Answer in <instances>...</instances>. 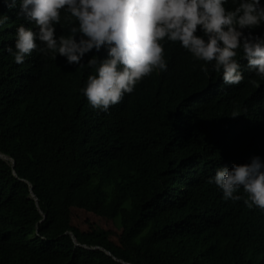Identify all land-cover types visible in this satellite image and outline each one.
<instances>
[{"label": "trees", "instance_id": "obj_1", "mask_svg": "<svg viewBox=\"0 0 264 264\" xmlns=\"http://www.w3.org/2000/svg\"><path fill=\"white\" fill-rule=\"evenodd\" d=\"M18 11L0 0V264H264V211L207 182L264 141L249 79L223 87L165 41L167 70L103 112L82 92L92 53L69 65L34 50L18 64L5 51L21 24L35 29ZM77 210L113 219L117 240L73 225Z\"/></svg>", "mask_w": 264, "mask_h": 264}, {"label": "clouds", "instance_id": "obj_2", "mask_svg": "<svg viewBox=\"0 0 264 264\" xmlns=\"http://www.w3.org/2000/svg\"><path fill=\"white\" fill-rule=\"evenodd\" d=\"M6 2L9 8L17 5V0ZM233 3L235 7L227 0H19L17 15L35 29L21 24L14 48L5 51L18 64L34 50L63 57L69 65L81 64L92 53L87 64L95 74L88 75L82 92L94 109L107 112L144 77L167 70L170 57L163 43L170 41L200 64H212L223 87L238 86L247 77L253 106L263 109L264 34L252 29L264 26V0ZM62 12L74 23L69 35L57 37ZM6 20L0 17V27ZM102 49L106 54L100 57ZM238 162L219 167L207 182L222 191L223 199L243 200L264 211V141ZM241 189L246 197L238 194Z\"/></svg>", "mask_w": 264, "mask_h": 264}, {"label": "rangeland", "instance_id": "obj_3", "mask_svg": "<svg viewBox=\"0 0 264 264\" xmlns=\"http://www.w3.org/2000/svg\"><path fill=\"white\" fill-rule=\"evenodd\" d=\"M72 224L81 229H91L94 226L103 227L114 233L110 236L113 241L117 240L116 234L119 232V228L113 219H106L92 212L77 210L72 212Z\"/></svg>", "mask_w": 264, "mask_h": 264}, {"label": "water", "instance_id": "obj_4", "mask_svg": "<svg viewBox=\"0 0 264 264\" xmlns=\"http://www.w3.org/2000/svg\"><path fill=\"white\" fill-rule=\"evenodd\" d=\"M0 156H3V155L0 154ZM5 157H6V156H5Z\"/></svg>", "mask_w": 264, "mask_h": 264}]
</instances>
